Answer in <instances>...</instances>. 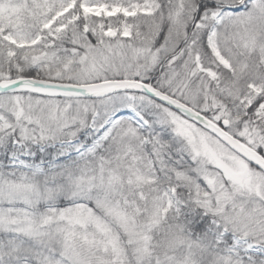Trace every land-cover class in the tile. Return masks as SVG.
Wrapping results in <instances>:
<instances>
[{"label":"snow or ice","instance_id":"obj_1","mask_svg":"<svg viewBox=\"0 0 264 264\" xmlns=\"http://www.w3.org/2000/svg\"><path fill=\"white\" fill-rule=\"evenodd\" d=\"M0 264H264V0H0Z\"/></svg>","mask_w":264,"mask_h":264}]
</instances>
